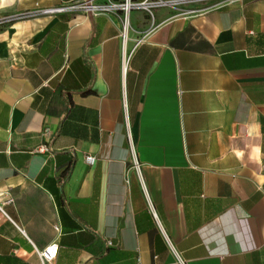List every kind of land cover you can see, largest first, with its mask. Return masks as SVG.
Wrapping results in <instances>:
<instances>
[{
    "label": "crops",
    "instance_id": "0c3cea01",
    "mask_svg": "<svg viewBox=\"0 0 264 264\" xmlns=\"http://www.w3.org/2000/svg\"><path fill=\"white\" fill-rule=\"evenodd\" d=\"M92 1L0 0V264H264V0Z\"/></svg>",
    "mask_w": 264,
    "mask_h": 264
},
{
    "label": "built area",
    "instance_id": "2783aa9c",
    "mask_svg": "<svg viewBox=\"0 0 264 264\" xmlns=\"http://www.w3.org/2000/svg\"><path fill=\"white\" fill-rule=\"evenodd\" d=\"M172 1V0H171ZM168 1H157L154 3H149V0H142L140 3L137 4V6L141 7L142 9L146 10L151 17L153 18V11L156 8L162 7L166 5ZM134 5L129 2V0H125L124 4H121L122 11L124 15H127L128 12L132 9ZM115 7L114 5H100V4H95L93 3L92 0H89V2L82 3L81 5L78 6H60L57 8H52V9H42L39 10L38 13L42 15H49V14H54V13H60L64 12L70 8H81L84 12H91L94 16L104 13V12H109L111 9ZM195 12H198V10H189V14H193ZM27 15H31L27 14ZM125 31V27L123 28V32ZM122 38H125V35H122ZM38 153H46L47 150L44 147H39L37 149ZM86 162L90 165H93L96 161L94 156H87L85 158ZM152 215L155 218V214L152 212ZM55 232L57 236H59L61 230L59 226L55 227ZM108 246H112L113 244L108 241L107 242ZM57 251H58V244H57V238L52 241L50 244H48L44 249L38 252V256L40 259V264H53L56 256H57Z\"/></svg>",
    "mask_w": 264,
    "mask_h": 264
},
{
    "label": "rangeland",
    "instance_id": "374dc122",
    "mask_svg": "<svg viewBox=\"0 0 264 264\" xmlns=\"http://www.w3.org/2000/svg\"><path fill=\"white\" fill-rule=\"evenodd\" d=\"M157 1H170V0H149V3H154V2H157ZM202 6H205V4L202 5ZM154 10H152V11H154ZM143 12H144V14H146L145 16L147 17L148 20L152 19L151 15L146 10H144Z\"/></svg>",
    "mask_w": 264,
    "mask_h": 264
},
{
    "label": "trees",
    "instance_id": "16d2710c",
    "mask_svg": "<svg viewBox=\"0 0 264 264\" xmlns=\"http://www.w3.org/2000/svg\"><path fill=\"white\" fill-rule=\"evenodd\" d=\"M71 171V166L63 173L62 177L67 178L68 175L70 174Z\"/></svg>",
    "mask_w": 264,
    "mask_h": 264
}]
</instances>
